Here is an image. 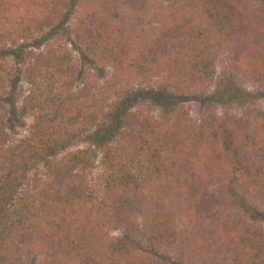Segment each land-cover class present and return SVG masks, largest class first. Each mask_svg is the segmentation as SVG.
I'll return each mask as SVG.
<instances>
[{
	"label": "trees",
	"instance_id": "1",
	"mask_svg": "<svg viewBox=\"0 0 264 264\" xmlns=\"http://www.w3.org/2000/svg\"><path fill=\"white\" fill-rule=\"evenodd\" d=\"M165 2L156 25L137 30L122 22L145 0H0V99L22 77L19 113L33 115L12 142L0 114V264H264L263 229L229 214L217 186L264 196V116L202 125L172 103L157 118L121 100L103 106L106 68L116 83L158 78L160 105L166 89L208 79L214 47L240 74H262L263 8ZM68 45L95 69L80 87ZM90 131L108 133L99 158L89 147L57 156ZM174 245L177 258L165 251Z\"/></svg>",
	"mask_w": 264,
	"mask_h": 264
},
{
	"label": "rangeland",
	"instance_id": "2",
	"mask_svg": "<svg viewBox=\"0 0 264 264\" xmlns=\"http://www.w3.org/2000/svg\"><path fill=\"white\" fill-rule=\"evenodd\" d=\"M165 1L168 0H145L141 14L135 19L124 20L122 25L126 28L135 25L137 30L150 29L156 25V18L154 17L156 5L166 3ZM249 3L264 9V0H250ZM68 50L77 74L76 86L80 87L87 75L95 69L90 58L80 48L76 49L68 45ZM212 52L213 68L208 74V79L195 86L188 85L185 94L166 89L161 93V96L163 95L161 100L167 101L165 105H160L156 101L159 95L157 89L160 85L158 78L154 77L148 81L132 80L116 83L112 77V69L106 68L100 71L97 73L99 74L97 82L98 86L103 88V92L105 91L104 108L112 107L121 100L124 110L141 108L157 118L161 117L169 104L172 103L177 104L179 108L188 110L191 118L202 125L206 122L226 121L232 117H239L246 112L264 116V55H259L262 62V74L248 77L240 74L236 67L230 65L225 51L214 47ZM9 63H11L10 59ZM3 90H6L7 93H4L0 99V114L6 119L9 139L13 142L27 136L29 127L33 123L32 114L22 116L19 113L22 100L29 91V83L24 78L18 77L13 84L5 83ZM211 95L216 96L215 101L204 102L197 98V96ZM143 99L146 101L143 102ZM93 132L90 131V133L73 141L67 148L59 149L57 156L64 157L70 152L89 147L97 152L99 158L110 140L108 133L94 135ZM217 186L230 198L227 212L238 214V217L245 224L257 225L263 229L264 234V217L260 216L264 213V196L259 199L248 200L241 193L232 191L227 182H220ZM113 234L119 235L120 232H113ZM177 250L176 245H174L165 251L168 255L177 258ZM34 261L35 264L40 263L41 257L39 255L34 256Z\"/></svg>",
	"mask_w": 264,
	"mask_h": 264
}]
</instances>
